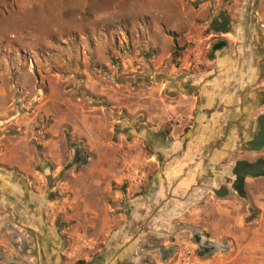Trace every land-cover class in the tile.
<instances>
[{"label": "rangeland", "instance_id": "1", "mask_svg": "<svg viewBox=\"0 0 264 264\" xmlns=\"http://www.w3.org/2000/svg\"><path fill=\"white\" fill-rule=\"evenodd\" d=\"M138 1L122 18L125 0H0V161L10 162L0 163V264H10V250L23 263L30 255L17 240L26 233L21 219L10 215L24 197L11 190L30 193L33 219L64 242V262L264 264V179L249 178L238 196L234 162L218 167L216 181L154 204V180H164V160L177 168L182 150L174 144L191 125L168 117L156 127L154 93L167 104L170 67L166 52L154 51L160 14ZM260 104L246 140L257 132ZM251 155L249 162L264 159V149ZM219 188L228 195L215 197ZM223 210L228 226L218 223ZM215 225L231 236L213 241L205 228ZM202 246L212 254L200 256Z\"/></svg>", "mask_w": 264, "mask_h": 264}, {"label": "crops", "instance_id": "2", "mask_svg": "<svg viewBox=\"0 0 264 264\" xmlns=\"http://www.w3.org/2000/svg\"><path fill=\"white\" fill-rule=\"evenodd\" d=\"M196 1L202 3L197 9L191 8L190 4ZM122 3L124 6L119 7L124 8L122 18H125L134 6L130 0L119 4ZM137 5L142 10L154 7V16L160 14L158 25L154 21V51L166 52L167 66L170 67L164 85L168 90L167 104L164 105L163 100L157 97L158 90L154 93V108L160 111L154 115L156 127L160 128L168 117L179 123L183 121L181 128L191 125L181 142L176 141L180 127L170 134V138L176 141L174 149L182 150V159L173 169L169 167L175 162L163 161L162 165L166 167L162 171L164 180L160 176L154 180L156 204L169 194L186 195L192 186L216 181L220 172L218 167L224 161H248L252 156L253 152L247 151L250 139L246 140V137L252 133V114L264 99V0H154V3L139 0ZM102 6L104 9L102 7L101 10H105L104 3ZM173 21L174 24L177 21L183 23L181 26L177 23L176 29L170 28ZM225 22L226 27L222 28ZM219 43H224V46L214 50ZM174 46L182 49L178 63L171 61ZM0 163L3 166L10 164L3 159ZM184 168L186 173L178 178ZM8 193L18 201L24 197V206L13 204L10 215L20 217L19 226L26 233L18 235L17 240L30 248L26 249L30 255L23 263L16 259L14 250H10L7 262L72 264V259L62 260L66 252H60L64 250V242L56 229L49 228L40 219V222L35 217L33 219L37 210L30 206V193L20 194L17 190ZM227 214V210L220 211L218 223L226 225L229 222L225 217ZM26 216L28 220L24 219ZM206 228V233L215 242L231 236L229 228H225L226 231H219L216 225ZM254 251V245L245 249L252 255H255ZM110 261L111 258L101 259L92 264ZM249 263L260 264L254 257Z\"/></svg>", "mask_w": 264, "mask_h": 264}, {"label": "water", "instance_id": "3", "mask_svg": "<svg viewBox=\"0 0 264 264\" xmlns=\"http://www.w3.org/2000/svg\"><path fill=\"white\" fill-rule=\"evenodd\" d=\"M226 22L222 28L226 27ZM224 46V43H219L214 46V50H218ZM257 132L255 136L248 142V147L255 153L264 149V113L256 118ZM234 181L231 188L238 196L245 194L244 184L246 178L264 179V159H257L254 162L237 161L231 171ZM213 195L217 198H224L228 195V190L219 188L213 191Z\"/></svg>", "mask_w": 264, "mask_h": 264}, {"label": "trees", "instance_id": "4", "mask_svg": "<svg viewBox=\"0 0 264 264\" xmlns=\"http://www.w3.org/2000/svg\"><path fill=\"white\" fill-rule=\"evenodd\" d=\"M217 31H219V29ZM181 51H182L181 48H177L176 46H174V52L172 53V56H171L172 62L175 60L176 57L178 58L180 56ZM84 163H85V161L83 160L82 164H84ZM198 253L200 256H208V255L210 256V254H212V251H211V249L204 248L202 246L199 248Z\"/></svg>", "mask_w": 264, "mask_h": 264}, {"label": "flooded vegetation", "instance_id": "5", "mask_svg": "<svg viewBox=\"0 0 264 264\" xmlns=\"http://www.w3.org/2000/svg\"><path fill=\"white\" fill-rule=\"evenodd\" d=\"M263 98H264V95H263ZM264 102V99H263V101H261V103H263Z\"/></svg>", "mask_w": 264, "mask_h": 264}, {"label": "built area", "instance_id": "6", "mask_svg": "<svg viewBox=\"0 0 264 264\" xmlns=\"http://www.w3.org/2000/svg\"><path fill=\"white\" fill-rule=\"evenodd\" d=\"M255 16H257V14L255 13Z\"/></svg>", "mask_w": 264, "mask_h": 264}]
</instances>
